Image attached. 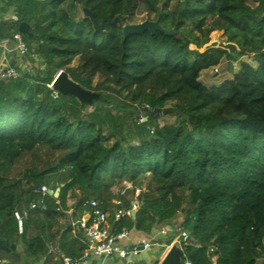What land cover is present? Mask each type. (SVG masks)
Instances as JSON below:
<instances>
[{"label":"trees","instance_id":"obj_1","mask_svg":"<svg viewBox=\"0 0 264 264\" xmlns=\"http://www.w3.org/2000/svg\"><path fill=\"white\" fill-rule=\"evenodd\" d=\"M147 20L176 36L123 41L124 26ZM20 23L38 61L0 82V264H61L55 242L78 257L68 202L100 193L107 210L125 185L143 191L122 222L136 237L180 222L193 240L184 261L264 264V0H0V44ZM216 40L236 51L205 49ZM226 62H238L231 79L200 83ZM61 72L101 100L52 99ZM164 115L174 122L159 125ZM41 187L58 192L62 213Z\"/></svg>","mask_w":264,"mask_h":264},{"label":"built area","instance_id":"obj_2","mask_svg":"<svg viewBox=\"0 0 264 264\" xmlns=\"http://www.w3.org/2000/svg\"><path fill=\"white\" fill-rule=\"evenodd\" d=\"M13 41L16 44L17 53L25 59V64L34 66V63L37 62L36 57L34 54H29L19 33L14 35ZM238 69V62L233 63V73ZM210 74L213 77H219V67L212 69ZM20 75L14 68L0 67V82L17 79ZM48 88L52 91L50 97L56 99L59 94L53 89V84L51 83ZM48 191L50 190L41 187L34 193L41 195L43 199L48 195ZM130 192L131 197H129ZM142 192L140 189L128 191V187H125L121 191L120 197L114 198L106 204L107 210L100 208L99 201L102 198L100 193L86 199L78 206L71 204L64 214L69 218L71 234L81 236L84 248L78 257H74L57 250L58 242H55L54 248L50 249V252L61 264H86L93 259L105 261L110 258L115 260V264H154L151 256L154 250H165L176 243L183 251V247L191 245L193 240L181 227L180 222L174 227L170 225L159 227L147 237H136L122 225L123 221L134 218L139 209V198ZM50 197L54 201L55 210L62 213L61 204L57 199ZM183 201V199L178 200L185 207L187 204H184ZM33 207V205L30 206V208ZM25 216L26 214L23 215V217ZM178 216L180 217L181 214L178 213ZM15 218L20 229L22 220L25 218L17 214H15ZM217 224L218 221L214 224L215 228ZM139 244H142V250H137ZM217 260L218 257L214 256L211 259V264H215ZM182 264L190 263L183 260Z\"/></svg>","mask_w":264,"mask_h":264},{"label":"water","instance_id":"obj_3","mask_svg":"<svg viewBox=\"0 0 264 264\" xmlns=\"http://www.w3.org/2000/svg\"><path fill=\"white\" fill-rule=\"evenodd\" d=\"M83 17L89 19L91 23L95 26L96 29L101 30L104 28H108V24L101 23L99 26L93 19L92 14L88 10H82ZM150 33L151 35H155L156 33H161L165 36L174 37L176 36L175 31H166L163 30L158 20L151 21L147 20L135 25L124 26L122 29L123 41L132 36H141L145 33ZM18 33L21 36L32 38V35L29 34V27L26 23H20L18 25ZM211 48H221L228 51L230 54H233L236 51V47L233 44H221L217 40L213 41L209 45L205 47V49ZM53 89L61 96V97H72L79 104L85 106H91L94 102H98L101 100V95L98 93H93L90 91H86L79 87L77 84L73 83L68 76L61 72L58 73L54 78ZM48 195L52 196L54 199H58V192L48 191ZM45 209V207H43ZM137 250H142V244L137 246ZM184 259V254L181 248L176 244H172L164 254L159 264H182Z\"/></svg>","mask_w":264,"mask_h":264},{"label":"crops","instance_id":"obj_4","mask_svg":"<svg viewBox=\"0 0 264 264\" xmlns=\"http://www.w3.org/2000/svg\"><path fill=\"white\" fill-rule=\"evenodd\" d=\"M3 5V4H2ZM13 16V11H6L4 15H2V17L6 20L11 19ZM16 44L14 41H12L9 44H0V67H10V68H14L16 70H18V72L20 74H24L29 72V70L33 69V66H28L27 64H25V59L23 57H21L16 49ZM225 67V64L222 66ZM27 71V72H25ZM210 71H205L203 73H201L199 81L200 83H202L204 86L206 87H213V86H218L221 83H223L225 80L224 78L221 79L218 83L217 81H211V79L216 80L220 77L217 78H213L212 76L209 75ZM211 82V83H210ZM42 203L44 204V206H53L54 205V201H52L51 197L49 195H46L43 197L42 199ZM72 203V201L68 202V206H70ZM164 255L161 256V258ZM86 264H98L97 261H95V259L88 261ZM100 264H115V263H111L108 262L107 260L105 261H101Z\"/></svg>","mask_w":264,"mask_h":264},{"label":"rangeland","instance_id":"obj_5","mask_svg":"<svg viewBox=\"0 0 264 264\" xmlns=\"http://www.w3.org/2000/svg\"><path fill=\"white\" fill-rule=\"evenodd\" d=\"M36 61H38V59L36 58ZM226 64H228V62H226ZM34 67V66H33ZM219 71H220V78H218V79H216V80H213V79H211V81H217V83L221 80V79H223L224 78V80L226 81V80H229V79H231V77H232V72H233V70H232V66H231V64H228V65H225V67H220L219 68ZM25 72H27V71H25ZM34 72V70L32 69V70H29V72H27V73H24V74H29V73H33ZM21 75H23V74H21ZM20 75V76H21ZM210 76H212L211 74H209ZM19 76V77H20ZM213 77V76H212ZM213 78H217V77H213ZM211 83V82H210ZM165 122H167V123H173L174 122V118L173 117H171L170 115H168V116H162V117H160V118H157V123L159 124V125H162L163 123H165ZM125 187H128V191H130L131 190V188H130V186H128V185H125L123 188H125ZM129 197H131V192H130V194H129ZM218 212L216 211V213L215 214H217ZM132 235H134L135 236V234L132 232ZM166 251H167V249H165V250H154L153 252H152V254H151V256H152V261H153V263L154 264H159L160 263V261H161V256L162 255H164L165 253H166ZM95 261H97V263L98 264H100L101 263V260H98V259H95ZM108 262H111V263H115V260L114 259H108L107 260Z\"/></svg>","mask_w":264,"mask_h":264}]
</instances>
